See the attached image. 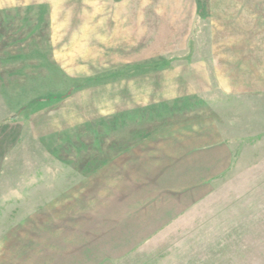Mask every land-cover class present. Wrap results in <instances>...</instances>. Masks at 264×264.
Returning a JSON list of instances; mask_svg holds the SVG:
<instances>
[{"label":"rangeland","instance_id":"obj_1","mask_svg":"<svg viewBox=\"0 0 264 264\" xmlns=\"http://www.w3.org/2000/svg\"><path fill=\"white\" fill-rule=\"evenodd\" d=\"M0 264H264V0H0Z\"/></svg>","mask_w":264,"mask_h":264},{"label":"trees","instance_id":"obj_2","mask_svg":"<svg viewBox=\"0 0 264 264\" xmlns=\"http://www.w3.org/2000/svg\"><path fill=\"white\" fill-rule=\"evenodd\" d=\"M73 88H76L75 86H72ZM70 92L69 88H61L59 90L56 91H52V92H46L44 94H42L39 98L35 97V98H31V101H27L25 104H23L21 106V110L20 112H24L28 113V112H33V107L37 105V103H39V105L36 107V109L41 108L42 103H47V104H52V103H58V101H60L62 98H64L68 93ZM40 101V102H39ZM36 104V105H35ZM13 117H15V115H10L5 117V120L8 119H12ZM3 119V120H4Z\"/></svg>","mask_w":264,"mask_h":264}]
</instances>
